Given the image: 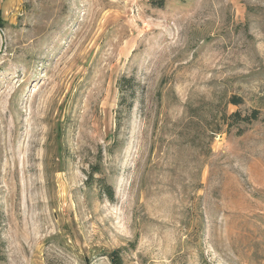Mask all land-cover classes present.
Returning a JSON list of instances; mask_svg holds the SVG:
<instances>
[{"label":"rangeland","instance_id":"obj_1","mask_svg":"<svg viewBox=\"0 0 264 264\" xmlns=\"http://www.w3.org/2000/svg\"><path fill=\"white\" fill-rule=\"evenodd\" d=\"M112 253L264 264V0H0V264Z\"/></svg>","mask_w":264,"mask_h":264},{"label":"trees","instance_id":"obj_2","mask_svg":"<svg viewBox=\"0 0 264 264\" xmlns=\"http://www.w3.org/2000/svg\"><path fill=\"white\" fill-rule=\"evenodd\" d=\"M231 104L235 106H240L243 104V100L239 97H232ZM260 117V112L258 110H253L249 115L243 116L241 112H235L231 114L228 118V120H232V124L236 123H244V124H251L254 121H257ZM234 122V123H233ZM110 192V191H109ZM111 194V193H110ZM112 261L114 264H122L121 263V258L117 253H112L111 255Z\"/></svg>","mask_w":264,"mask_h":264}]
</instances>
